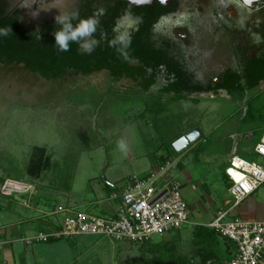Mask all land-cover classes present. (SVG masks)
I'll return each instance as SVG.
<instances>
[{"label":"rangeland","instance_id":"rangeland-1","mask_svg":"<svg viewBox=\"0 0 264 264\" xmlns=\"http://www.w3.org/2000/svg\"><path fill=\"white\" fill-rule=\"evenodd\" d=\"M225 64L221 54L214 56L213 76ZM164 83L163 76H159L157 84L147 93L137 87L136 82L127 78L114 80L106 71L89 74L67 71L56 80H47L22 65L0 64V180L29 179L25 168L32 149L42 147L51 160L36 184L45 187L44 196L41 195L47 199L48 208H54L59 202L67 205L69 188H73V200L79 203L96 198L115 204L118 200L111 199V193L117 187L110 184V178L127 181L134 172L142 176L140 172L144 167H139L140 164H154L158 151L171 149L174 145L171 141L178 133L187 135L196 127L205 132V140L190 156L199 153V146H214L223 151L225 145L216 143V137L230 130L235 133L233 155L262 162L253 153L252 146L264 131V82L238 92L232 100L211 99L210 94H206L208 98L198 102H194V94L159 95ZM236 120L240 122L237 124ZM120 141L125 143V151L118 147ZM130 155L147 158L131 163ZM223 161L222 155L199 165L206 183L203 189L207 191L210 184L216 188L211 196L217 206L221 198L229 196L221 180ZM34 191L35 188L32 195ZM181 191L183 194L182 188ZM0 197L8 202L7 196L0 194ZM13 197L29 205L22 195ZM185 201L191 208L192 199L185 198ZM205 205L209 206L207 200ZM86 211L105 216L93 205ZM22 212L23 215L35 213L29 209ZM191 212L190 221H196L199 211L192 209ZM14 218L11 213L0 212L2 225ZM192 224L184 226L180 240L175 237L172 241H181L184 250L191 246ZM83 239L87 240L83 243L84 264H150L156 256L166 252L168 244L165 235L153 236L150 245L115 243L95 236ZM96 241L98 243L93 245Z\"/></svg>","mask_w":264,"mask_h":264},{"label":"flooded vegetation","instance_id":"flooded-vegetation-1","mask_svg":"<svg viewBox=\"0 0 264 264\" xmlns=\"http://www.w3.org/2000/svg\"><path fill=\"white\" fill-rule=\"evenodd\" d=\"M0 10L29 28L56 23L57 16H71L76 10L92 15L102 11L100 21H114L113 29L131 36L141 28V36L155 41L168 59L159 65L147 93L159 76L164 78L163 89L171 84L214 88L232 75L238 78L235 85L243 89L238 92H245L254 80L256 65L264 59V1L246 7L241 0H0ZM149 22H153L150 31ZM257 35L260 43L255 42ZM218 54L226 64L213 76ZM130 65L137 62L132 60ZM152 72L147 68L144 79ZM199 93L233 99L225 89ZM165 95H175V91Z\"/></svg>","mask_w":264,"mask_h":264},{"label":"crops","instance_id":"crops-1","mask_svg":"<svg viewBox=\"0 0 264 264\" xmlns=\"http://www.w3.org/2000/svg\"><path fill=\"white\" fill-rule=\"evenodd\" d=\"M220 93L214 98L210 96L209 98L230 99ZM193 94L196 95L193 98L194 102L208 98V96H204L199 92H193ZM239 122V120H236L237 124ZM195 129L199 130L200 133L198 132V137L194 142L187 146L178 145L179 140L186 135L178 133V135L175 136L171 141V143L174 144L171 146V149L166 148L162 153H159L158 151V158L154 164L147 165L143 162L139 165V167H144V169L140 172L142 176H153L156 179V182L160 184L174 181L180 185V188L183 190L184 197L191 198L193 202L191 208H189L190 217L192 216V209L199 211V214L196 216V221H190L188 224H186L190 225L193 223L191 225L192 228L189 230V233L191 234L189 243L191 246L184 250L181 247V241L176 243L172 242L174 241L175 237L180 240L184 227L180 230H174L163 234L161 237L164 235L168 237V239L165 241L168 244L164 250H173V252L170 254L169 252H165L163 255H161L163 257L195 255L200 249V243H198L195 238V228L207 227V224H209L215 218V215L219 211L228 209L232 205V197L229 192L231 181L226 175L225 169L227 167L229 158L236 150V147L232 145V138L235 136V133L234 131L227 130L225 134L216 137V143H223L225 145L223 151H219L214 146L210 148H201L199 146V153L190 156L192 151H194L196 147L203 140H205V132L200 127H196ZM254 145L255 143H253L252 151ZM222 155L224 157V161L221 163V166H224L225 168L221 173V180L225 185L229 196L221 198V203L217 206L215 203H213L214 201L211 196L212 194L216 193V188L214 185L210 184L208 188L206 187L207 191L203 189L206 183L204 179H202V174H200L199 165L202 164V161H209L213 158L216 159ZM142 156L143 155H137L135 158L134 156L130 155L129 160L131 163H133L135 161L138 162L139 160L147 158ZM216 165L219 166V162H217ZM132 175L137 174L134 172ZM234 177L236 176L234 175ZM129 178L130 177L126 178L127 181ZM38 179L39 178H35L34 182L32 181V184L35 188L34 194L32 195L31 193V196L28 195L27 197L22 196V199L28 201L29 205L22 204L19 200H15L14 197L7 198L8 202L5 203L3 201L6 198L0 197V212H8L13 214L15 217L14 221H11L10 223L3 225L0 224V264H84L82 262L84 254L83 243L87 242V240L85 241L83 237L89 236H77L69 239L51 240L48 242H40L32 245H26L19 238L33 235L39 231L59 228L62 223L64 213L55 212V209L58 206L70 208L72 212L78 211L76 207L86 208L87 210L93 205L95 206V209L99 210L103 215L113 216L115 214L118 202L113 204L109 203L107 200L93 198L92 200L89 199L79 203L77 200H73L75 199V193L73 188H69V199L67 201V205H63V203L59 202L54 206V208H48L47 199H44V197L41 195L46 191V189L45 187H39V184H36ZM110 180V184H116L117 188L115 190H119L118 188H123L124 182L126 181L125 179L118 180L116 178H110ZM262 186L264 187V184ZM262 186L259 187L248 198H246L241 204L233 208L230 211V213L232 212L231 215L229 214L226 219L229 220V218L238 217L240 219L249 221L264 220V188ZM206 200L209 202V206L205 205ZM22 207L24 209H22ZM26 209L32 210L35 213L32 215H23L24 213L22 210ZM86 210L85 212H87ZM152 242L153 240L151 239L146 243L150 245ZM97 243L98 241L94 242L93 245H96ZM214 250H216V253L221 256L227 264V262L233 256L234 245L232 242L219 237ZM225 255H229L230 258L225 257ZM260 264H264V258Z\"/></svg>","mask_w":264,"mask_h":264},{"label":"built area","instance_id":"built-area-1","mask_svg":"<svg viewBox=\"0 0 264 264\" xmlns=\"http://www.w3.org/2000/svg\"><path fill=\"white\" fill-rule=\"evenodd\" d=\"M253 152L262 162L248 161L236 155L229 158L225 173L231 181L232 205L219 211L207 224L208 228L233 243V256L227 264H260L264 258V220L226 219L233 208L264 184V131ZM33 188L32 183L6 178L0 184V194L30 195ZM111 199L118 200L113 216L71 212L70 208L58 206L55 212L64 213L59 228L19 239L26 245H32L77 236H95L115 243L138 244L148 242L155 235L180 230L190 222L188 205L180 185L174 181L160 184L153 176L132 175L122 189L111 193Z\"/></svg>","mask_w":264,"mask_h":264},{"label":"trees","instance_id":"trees-1","mask_svg":"<svg viewBox=\"0 0 264 264\" xmlns=\"http://www.w3.org/2000/svg\"><path fill=\"white\" fill-rule=\"evenodd\" d=\"M90 16H92L90 11L80 13V18ZM78 22V20H73V26ZM152 23H148V31L151 30ZM7 27L11 29V34L7 37H0V64L22 65L25 69L39 74L47 80H56L67 71L77 74L106 71L114 80L130 78L136 81V86L142 91L147 92L149 86L154 83L159 65L166 63L168 60L165 51H162L155 41L150 37L145 40L141 36V28L131 36V47L126 50L129 58L127 60L123 59L121 51H124V49L121 45L117 44L116 47L109 46L110 41L115 35L113 31L114 21L110 23L104 20L100 21L97 32L94 34V39L98 41V44L91 55H81L78 52L80 44L87 42L83 39L78 43H72L70 51L58 53L54 46L53 35L61 27L57 23H47L37 28H29L18 23L14 15L4 14L0 10V28ZM37 31L40 34V40L36 38L35 32ZM132 60L136 61L137 65H130V61ZM147 68L153 70L152 76L144 79ZM169 71L173 72L171 68H169ZM237 81V76L232 75L214 88H187L183 85L171 84L168 87L160 89L159 95L162 96L175 91V96L179 97L183 92L213 91L216 93L218 89H225L228 94L236 96L238 91L243 90L241 87L235 85ZM262 82H264V59L260 60L256 65L254 80L245 90L255 88ZM50 160L51 158L47 155L45 148L34 147L25 168L29 179L15 178V180L32 183V179L40 177L41 173L49 165ZM235 178H238V176ZM5 179H1L0 184ZM7 197L13 198V195ZM194 233L196 241L200 243V249L195 255L173 257H163L160 255L156 256L150 264H226L224 259L216 253L214 247L219 237L228 240L227 238L222 237L208 227H196ZM228 241L231 242L230 240ZM144 243L138 244L143 245ZM166 252L170 254L172 250H166Z\"/></svg>","mask_w":264,"mask_h":264},{"label":"clouds","instance_id":"clouds-1","mask_svg":"<svg viewBox=\"0 0 264 264\" xmlns=\"http://www.w3.org/2000/svg\"><path fill=\"white\" fill-rule=\"evenodd\" d=\"M253 0H243L244 6H250ZM103 14L102 11L93 13L92 16L87 18H80L79 10L72 13L71 16H57L55 18L56 23L61 27L59 30L53 33L54 35V46L58 53H65L70 51V45L72 43H78L82 39L87 42L80 44L78 52L81 55H91L95 51V46L98 41L94 39V34L97 32L98 26L100 25L99 16ZM78 20L79 22L73 26L72 21ZM115 35L110 41L111 47H116L117 44L121 45L124 51H121V57L125 60L129 58V54L126 51L131 47L132 39L130 33H122L116 29H113ZM11 34V29L0 28V37H7ZM37 40H40L39 32H35ZM255 42L260 43L261 37L259 35L255 36ZM119 51V49H118ZM118 147L121 151H125L126 146L123 141H120Z\"/></svg>","mask_w":264,"mask_h":264},{"label":"water","instance_id":"water-1","mask_svg":"<svg viewBox=\"0 0 264 264\" xmlns=\"http://www.w3.org/2000/svg\"><path fill=\"white\" fill-rule=\"evenodd\" d=\"M243 2V0H241ZM264 0H253V2L251 3L250 6L248 7H255L258 3L262 2ZM198 132L200 133L199 130L195 129L192 132H190L189 134L185 135L184 137H182L179 142L178 145L180 146H187L190 143L194 142L196 140V138L198 137ZM177 145V144H176Z\"/></svg>","mask_w":264,"mask_h":264}]
</instances>
